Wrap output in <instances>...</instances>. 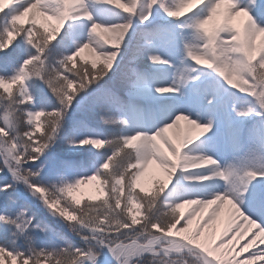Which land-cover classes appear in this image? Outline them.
I'll use <instances>...</instances> for the list:
<instances>
[{
    "label": "snow or ice",
    "instance_id": "6c2138e0",
    "mask_svg": "<svg viewBox=\"0 0 264 264\" xmlns=\"http://www.w3.org/2000/svg\"><path fill=\"white\" fill-rule=\"evenodd\" d=\"M92 181L107 198L82 205ZM260 245L264 0H0V264H264Z\"/></svg>",
    "mask_w": 264,
    "mask_h": 264
},
{
    "label": "rangeland",
    "instance_id": "374dc122",
    "mask_svg": "<svg viewBox=\"0 0 264 264\" xmlns=\"http://www.w3.org/2000/svg\"><path fill=\"white\" fill-rule=\"evenodd\" d=\"M99 15L102 17V18H108L110 16V13L104 9V10H101L99 12ZM28 18L26 17L25 18V21H24V26L25 27H28L29 24H28ZM48 23H55V21H47L44 17H40L39 18V24L37 25V27L40 26V24H45L47 25ZM41 31H43V29H41ZM16 38L14 37L13 40H15ZM82 56L84 59L88 60L89 62L94 59V54L91 53L89 50H86L84 53H82ZM78 63H83V61L78 58ZM90 66V64H89ZM207 79V77H205ZM15 87L17 86H14V91H15ZM42 119V122H43V117L41 118ZM187 131V126L185 125L184 129L181 130L180 132H177V130H172L171 134L175 137V138H179L181 136L184 135V133ZM103 149H100V151H102ZM160 170L158 169V166L156 164H152L148 167V169L146 170L145 172V175L141 178V186L143 188H145L146 190L148 191H151L153 190V188L155 187V180L157 178H162V173H160ZM97 184L98 182L96 181H92L90 183H86L84 185H81L80 188L77 190V192L75 193V195L81 199L82 202L84 201H88V197L92 196V197H97L96 200H93L92 202L93 203H98L99 200L101 199H106L107 197L106 196H103L99 190H98V187H97ZM184 190V187L183 185L179 186L178 188V191H183ZM105 192L107 191V189L104 190ZM137 191H139V189H137ZM127 194V192H125V195ZM209 211V210H208ZM208 213H203V216L206 217ZM220 215V214H219ZM229 217H226L224 214L223 215H220L216 222L214 224H208L206 225L202 231L203 233L207 234L208 236H211V237H214L218 232L219 230H221V228L224 226H226V224L228 223V219ZM199 219V218H198ZM51 221V220H50ZM197 222L194 221L193 222V225L191 226V230L192 231H195L196 228H197ZM188 234V233H187ZM182 235H185V234H182ZM231 235V234H230ZM242 239H240L239 241H241ZM233 243H236V242H233ZM230 246H232V244H230Z\"/></svg>",
    "mask_w": 264,
    "mask_h": 264
},
{
    "label": "bare ground",
    "instance_id": "6f19581e",
    "mask_svg": "<svg viewBox=\"0 0 264 264\" xmlns=\"http://www.w3.org/2000/svg\"><path fill=\"white\" fill-rule=\"evenodd\" d=\"M161 173V172H160ZM159 173V174H160ZM192 207H194V206H185V208L184 209H182V211H184V212H187V211H190L191 210V208ZM211 207H213V206H210V208ZM204 213H208V210L206 209L205 210V212ZM220 215H225L226 217H229V212H228V206L227 205H225V207L223 208V209H221V211H220V213H219ZM220 215H218L216 218H214V220L212 221V222H210L209 224H214L215 222H216V220H217V218L220 216ZM199 219H203L204 218V216H201V217H198ZM229 219V218H228ZM208 225V224H207ZM223 228H224V226L221 228V230H219V232L214 236V237H212V239L213 240H215V242L216 243H221V242H224V243H227V238H225V239H223V240H221V239H218V237H219V235H220V232L223 230ZM185 235H187V233H184ZM182 235V234H181ZM250 238V237H249ZM247 242V240L246 239H242L241 241H239V244H243V243H246ZM261 247H264V245H260ZM227 247H232V246H230V244H228L227 245ZM238 250V249H237ZM251 250H254V249H251ZM227 251V249H221V252H226ZM244 255H247V253H245ZM241 258H243V257H241ZM257 264H259V262H257Z\"/></svg>",
    "mask_w": 264,
    "mask_h": 264
},
{
    "label": "trees",
    "instance_id": "16d2710c",
    "mask_svg": "<svg viewBox=\"0 0 264 264\" xmlns=\"http://www.w3.org/2000/svg\"><path fill=\"white\" fill-rule=\"evenodd\" d=\"M80 64H81V63H78V64H77V68H79V65H80ZM85 202H87V201L82 202V205H83V203H85ZM82 205H81V206H82ZM50 222H51V221H50Z\"/></svg>",
    "mask_w": 264,
    "mask_h": 264
}]
</instances>
